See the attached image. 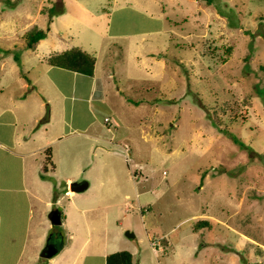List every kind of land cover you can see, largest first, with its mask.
<instances>
[{"label":"rangeland","instance_id":"374dc122","mask_svg":"<svg viewBox=\"0 0 264 264\" xmlns=\"http://www.w3.org/2000/svg\"><path fill=\"white\" fill-rule=\"evenodd\" d=\"M36 28H48L49 52L78 46L97 55L99 69L104 59L112 75L103 79L105 92L93 94L103 101L93 103L95 132L51 146L52 161L92 182L73 204L64 195L48 208L64 212L67 222L37 234L40 251L48 241L63 244L79 206L77 219L89 228L81 227L80 239L90 248L104 250L103 234H143L147 243L143 212L158 220L160 232L171 229L174 241L185 235L186 243H207L195 264H264V0H0V86L23 100L32 90H19L21 84L39 80L54 90L39 60L43 46L26 48L25 34ZM30 98L27 109L36 108ZM50 105L59 112L54 102L46 110ZM65 145L73 147L71 167ZM102 167L132 183L103 202L82 200L96 194L93 177ZM1 197L5 216L10 198ZM202 219L208 227L193 232ZM30 237L1 231L0 264L23 258ZM175 249L169 258L185 264Z\"/></svg>","mask_w":264,"mask_h":264},{"label":"crops","instance_id":"0c3cea01","mask_svg":"<svg viewBox=\"0 0 264 264\" xmlns=\"http://www.w3.org/2000/svg\"><path fill=\"white\" fill-rule=\"evenodd\" d=\"M117 32L118 35L128 34L121 30H117ZM48 45L46 35L44 39H40L30 49L36 51L39 46H43L44 55L39 60L44 62L46 66L44 73L52 82L54 90H50L46 84L40 83L39 80H35L36 84L25 83V85L21 84L18 88L19 90L23 88L22 91L24 92L32 90L27 99L32 97L30 102L31 104L38 103L36 108L27 109V99L23 100L22 97L13 94L14 89H6L5 86H0V200L2 198L1 191L7 193L10 198V204L8 205L10 212L4 216L0 211V232L31 234L27 245L24 242L20 251L21 255L25 250V256L18 259L15 264H106L107 255L121 250H127L131 253L132 264H174V260L169 258V255L175 249L176 244L175 251L179 253V260L181 257L183 263L187 264V260L190 258L193 264L197 263V255H202L207 249V243H198L199 246L196 242L186 243L184 240L185 235L177 236L176 241H174L169 237L171 229L165 233L160 232L161 228L158 220L151 217L146 218L148 214H142L143 212L141 217L144 218L143 227L145 228L147 243L143 234L139 238L137 234L133 237L125 235L124 237L129 239L130 242L124 239L122 234H103L98 242L104 250H97L93 246L90 248L88 246L89 239L81 241L82 235H79L84 234L82 231L79 232L81 227L89 230L88 225L85 223L82 226L79 223L80 219H77L79 206H77V209L74 206L76 212L72 213L70 205L67 206L66 212L72 213L71 221L74 223V227H72L71 234L68 238L64 235V242L60 245L59 251L55 254L56 256L54 255L48 260L41 256V237L37 234H53L50 233L51 221L48 218V208L53 206L54 203H58L64 195L70 197L73 204L76 197H78L76 195L84 192L71 190L73 183L81 182L77 171L66 173L59 167L60 159L56 161L57 163L54 160L52 161L53 148L51 146L56 142L58 144L64 140L66 141L67 138L80 132L82 135H88L87 131H89V134L95 132L92 130V125L96 123L97 116L94 113L93 103H102L103 101L101 97L99 98L93 94L100 90L104 93L103 79L112 77L111 73L106 70L107 63L104 59H102L101 68L99 69V59L94 53L95 65L92 76L49 65L45 59L54 51L49 52ZM96 69L97 71L101 70L99 74H96ZM17 79L19 78H15L16 81ZM21 80L18 81L22 83ZM39 93L41 94V101L34 97ZM47 102H54V105L59 104V112L56 109L55 114L54 107L51 105L49 111L46 110ZM45 111H48V120L40 125V119ZM102 139V141H109ZM63 148L66 151V156L68 155V160L65 158V164L69 163L71 167L73 166V147L69 145L66 149L65 145ZM47 149L48 153H46ZM101 149L110 151L105 146H101ZM46 155L50 158L48 164L45 163ZM140 174L133 173L132 179L135 188L138 187V182L134 179H137ZM91 182L86 180L87 188ZM131 183L132 181L129 180L123 183L121 179L113 178L112 170L102 167L96 170L93 177L92 186L95 188L96 194L94 196L82 194L81 199L86 201L95 197L100 201L102 198L103 202V196L112 195L113 192H118ZM145 186L141 184V191L146 190ZM113 205L114 207L118 206L108 203H104L103 206L110 207ZM18 206L23 208L21 216H17L16 213ZM124 206L125 211H129V206L126 204ZM86 210L92 211V208L88 207L80 211L83 213ZM60 219V225L67 222L66 215L61 210ZM192 231L194 232V230ZM154 232L157 233L154 234ZM87 234L89 233L87 232ZM51 239L56 240L54 236ZM151 241H156L158 248H152L150 246ZM56 244H58V241H56ZM202 261L204 263V260Z\"/></svg>","mask_w":264,"mask_h":264},{"label":"trees","instance_id":"16d2710c","mask_svg":"<svg viewBox=\"0 0 264 264\" xmlns=\"http://www.w3.org/2000/svg\"><path fill=\"white\" fill-rule=\"evenodd\" d=\"M206 1L211 2V0ZM47 31L48 28L46 30L36 28L35 30L27 32L25 34L26 48H33L40 39H44L46 37ZM14 60L18 61V57L14 56ZM46 63L72 72L92 76L94 72L95 57L93 54H90L82 48L76 46L61 51L51 52L46 57ZM42 120L44 122L48 120V111L45 112ZM233 140L237 141L235 138H233ZM47 151L48 149L46 150V153H48ZM45 163H50L48 155H46ZM206 226L208 227V220H198L194 223L193 230L197 231ZM106 264H132L131 253L127 250L111 253L106 256Z\"/></svg>","mask_w":264,"mask_h":264},{"label":"water","instance_id":"95a60500","mask_svg":"<svg viewBox=\"0 0 264 264\" xmlns=\"http://www.w3.org/2000/svg\"><path fill=\"white\" fill-rule=\"evenodd\" d=\"M86 188H87V184L84 181L73 183L71 186V190L75 192H82ZM48 218L51 221V223L54 225H58L61 223L60 211L58 209L51 210L48 214ZM127 236L133 237L134 234L128 233ZM59 247L60 246H57L56 243H53L52 241H48L46 246L43 248L41 255L45 258H51L59 251Z\"/></svg>","mask_w":264,"mask_h":264},{"label":"built area","instance_id":"2783aa9c","mask_svg":"<svg viewBox=\"0 0 264 264\" xmlns=\"http://www.w3.org/2000/svg\"><path fill=\"white\" fill-rule=\"evenodd\" d=\"M104 121H105L106 123H109V118H108V117H105V118H104ZM150 246H151L152 248H158V244H157L156 241H151V242H150Z\"/></svg>","mask_w":264,"mask_h":264},{"label":"clouds","instance_id":"9594fccd","mask_svg":"<svg viewBox=\"0 0 264 264\" xmlns=\"http://www.w3.org/2000/svg\"><path fill=\"white\" fill-rule=\"evenodd\" d=\"M109 124V123H108Z\"/></svg>","mask_w":264,"mask_h":264}]
</instances>
